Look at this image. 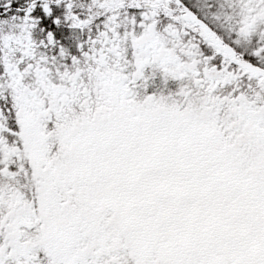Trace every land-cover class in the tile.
<instances>
[{
	"label": "snow or ice",
	"instance_id": "1",
	"mask_svg": "<svg viewBox=\"0 0 264 264\" xmlns=\"http://www.w3.org/2000/svg\"><path fill=\"white\" fill-rule=\"evenodd\" d=\"M0 264H264V0H0Z\"/></svg>",
	"mask_w": 264,
	"mask_h": 264
}]
</instances>
